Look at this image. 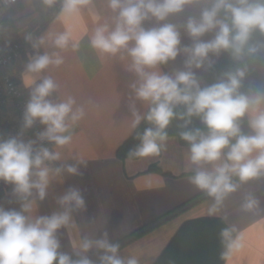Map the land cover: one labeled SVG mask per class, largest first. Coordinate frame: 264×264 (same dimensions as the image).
<instances>
[{"label":"clouds","instance_id":"1","mask_svg":"<svg viewBox=\"0 0 264 264\" xmlns=\"http://www.w3.org/2000/svg\"><path fill=\"white\" fill-rule=\"evenodd\" d=\"M51 7L55 0H44ZM202 0H107L108 7L116 15L112 18L114 27L108 22L98 23L91 37V46L103 56H115L122 50L131 58L128 70L137 80L130 88L134 99L130 104L131 127L135 129L142 120L154 127H148L139 137L140 145L135 149L137 156L159 155L168 139L167 129L173 119L184 121L186 130L179 133L189 144L188 168L192 175L189 181L198 190L206 193L213 203L208 215H218L225 199L238 190L239 184L264 177V86L240 91L242 81L248 73V65L223 73L217 82L201 86L193 69L212 68L222 52L230 53L232 59L243 62L245 57L256 56L264 51V40L253 42L255 33L264 37V0H203L199 18L189 17L183 25L193 40L191 46L181 47L179 28L166 21L169 16L184 11L187 5ZM92 0H63L62 13L79 15L81 8ZM99 22L101 17L92 13ZM155 19L158 26L146 28L144 22ZM213 33L209 40L201 39ZM36 50L29 57L25 71L39 76L49 66H60L63 57L58 52H39L42 46L65 49L69 34L52 37L41 36L35 40L31 34L25 36ZM78 43H73L76 50ZM186 56V70L174 75L161 73L159 66L174 61L178 55ZM30 86L29 99L22 114L21 132L6 139L0 138V182L12 186V194L20 203V209H5L0 206V264H95L87 255L96 249L98 264H138L135 257L124 258L119 254V244L109 241L107 233L99 239L82 237L79 244L73 242V255L60 251L57 232L72 220V213L85 208V201L79 188L70 187L58 199L63 211L51 215L30 216L36 201H43L53 174L82 175L80 166H86L83 158L75 164L56 168L50 162L60 161L61 152L43 146L44 141L56 148H63L72 141L71 127L84 115L82 107H75L76 101L68 96L59 102L50 97L59 85L51 76H43L37 83L35 76L27 80ZM148 105V111L141 114L135 101ZM183 112H177L178 106ZM248 117L252 134H244L240 121ZM198 117L207 132L200 128H188L192 118ZM44 127L37 134V140L25 141L23 131L36 123ZM234 140V142H233ZM237 178L235 182L233 178ZM260 202L249 194L241 209L245 212L259 210ZM236 228L221 231L225 244L224 258L244 247V235L233 237Z\"/></svg>","mask_w":264,"mask_h":264},{"label":"crops","instance_id":"2","mask_svg":"<svg viewBox=\"0 0 264 264\" xmlns=\"http://www.w3.org/2000/svg\"><path fill=\"white\" fill-rule=\"evenodd\" d=\"M62 6L63 0H55L51 7L44 0H19L17 8L12 10V26L23 39L29 34L37 39L68 33L69 43L65 49L52 47L50 43L39 49L41 54L58 52L64 60L58 67L49 66L37 76L26 73L25 62L17 61L13 70L27 97L30 92L28 79L35 76L38 83L43 76H51L59 88L50 99L59 102L72 96L76 101L74 108L84 109V117L70 129L71 143L63 148L55 146L54 150L61 152V160L50 162L49 166L75 164L79 158L86 161V166H80L82 175L53 174L47 197L37 200L33 211L27 215L63 211L57 201L70 187H75L81 190L85 208L74 211L71 222L57 232L60 251L73 255L74 259L78 257L73 254V242L79 244L82 237L99 239L107 233L110 242L120 243L122 257H135L138 264H154L185 221L217 217L228 227L234 226L236 235H244V247L226 258L225 264H264V177L239 184L238 190L225 199L220 213L210 216L208 209L213 201L208 196L202 197L204 192L190 183L192 172L186 170L189 145L181 144L178 137L168 136L159 155L119 159V146L137 128L131 127L129 107L134 99L130 85L137 77L128 70L131 58L127 52L122 50L115 56H101L90 43L98 23L108 22L114 27L112 18L116 13L108 7L107 0H92L89 6L81 8L79 15L62 13ZM205 6L203 0L187 5L183 12L159 23L176 24L181 34V47L191 46L193 40L183 25L190 16L199 18ZM93 12L101 17L99 22L94 21ZM144 26L151 28L158 26V22L153 18L145 21ZM212 35L206 34L201 39L209 40ZM73 43L79 44L76 50L72 48ZM223 54L212 57L215 64ZM185 59L181 53L174 61L159 66L158 71L174 75L176 71L186 70ZM210 69L206 65L193 69L201 86ZM135 107L141 114L148 111V105L138 100ZM233 179L239 183L237 178ZM249 194L259 200V210L245 212L241 209ZM0 206L20 209L11 185L0 199ZM169 214L171 216L157 227L134 236ZM87 255L98 259L100 253L94 248Z\"/></svg>","mask_w":264,"mask_h":264},{"label":"trees","instance_id":"3","mask_svg":"<svg viewBox=\"0 0 264 264\" xmlns=\"http://www.w3.org/2000/svg\"><path fill=\"white\" fill-rule=\"evenodd\" d=\"M257 40H264V37H261L258 32L254 34L253 42ZM245 63L248 65V73L242 81L240 91L248 92L250 88L264 86V51H262L256 56H246L243 62L235 61L232 59L230 53L224 52L219 61L210 69L208 78H206V82L202 87L217 82L223 78V73L234 71L235 68L242 67ZM176 111L183 112L184 107L182 105L178 106ZM183 124V120L173 119L167 129L168 136H176L181 144L189 145L179 135L181 131L186 130L182 127ZM240 125L244 134H252V130L248 126L247 116L242 118ZM148 127L154 126L143 120L135 129L132 136L119 146L117 150V157L119 159L127 160L139 157L134 154V151L141 143L139 137ZM188 128H200L202 131L207 132L206 127L198 117L192 118V122L188 125ZM206 196V193L202 195V197ZM170 216L171 214L160 219V221H154V223L136 232L134 236L148 232V230L157 227L162 220ZM224 228H228V226L224 220L217 217H204L198 218V220L185 221L154 264H225L226 258L222 256V253L226 249L221 237V231ZM235 236L236 234L233 233V237ZM118 244L120 245V243Z\"/></svg>","mask_w":264,"mask_h":264},{"label":"built area","instance_id":"4","mask_svg":"<svg viewBox=\"0 0 264 264\" xmlns=\"http://www.w3.org/2000/svg\"><path fill=\"white\" fill-rule=\"evenodd\" d=\"M19 0H0V138L6 139L21 132L22 114L27 97L18 75L14 73L13 64L17 61L28 63L29 57L36 50L31 43L22 38L20 32L12 26V10L17 8ZM35 40V36H33ZM38 122L31 128L23 131L22 138L37 140V134L44 130ZM50 150L55 145L47 141L42 142ZM41 142L37 140V147ZM9 185L0 182V199ZM97 262V257H89Z\"/></svg>","mask_w":264,"mask_h":264}]
</instances>
